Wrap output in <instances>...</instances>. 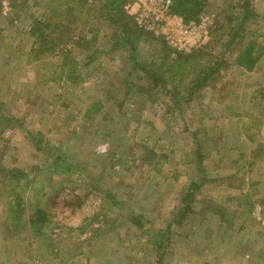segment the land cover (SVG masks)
<instances>
[{"label": "rangeland", "instance_id": "rangeland-1", "mask_svg": "<svg viewBox=\"0 0 264 264\" xmlns=\"http://www.w3.org/2000/svg\"><path fill=\"white\" fill-rule=\"evenodd\" d=\"M124 1L0 0V264H264V0Z\"/></svg>", "mask_w": 264, "mask_h": 264}, {"label": "trees", "instance_id": "trees-1", "mask_svg": "<svg viewBox=\"0 0 264 264\" xmlns=\"http://www.w3.org/2000/svg\"><path fill=\"white\" fill-rule=\"evenodd\" d=\"M124 1V0H123ZM122 3L125 4L126 1L122 2V0H104V4L106 6V9L110 12L111 10L118 8L120 14L122 15V19L120 20L122 22V39L123 41H127V43L134 45L137 42H145L147 41V35L146 33H138L133 27L132 23H127V21H131V18L128 17L123 9L121 8ZM203 0H173L172 4V12L174 14L180 15L184 17L186 21L196 19L203 11ZM107 12V13H109ZM133 22V21H131ZM41 29L38 27L32 31V35L39 36ZM44 33H42V36ZM132 48V47H131ZM170 49V48H169ZM135 51V50H134ZM261 57L255 56L254 54V48L252 44L247 48L246 51H244L242 54H240L237 58V66L248 71L252 72L256 66L259 63ZM183 58H181V61L178 60V63L186 65V63H183ZM172 68H170V71H172ZM207 74L210 73V70H207ZM195 134V133H194ZM197 138V137H196ZM201 142L198 140L196 143V150L201 149ZM192 187L194 189L199 188L198 185L192 184Z\"/></svg>", "mask_w": 264, "mask_h": 264}, {"label": "built area", "instance_id": "built-area-1", "mask_svg": "<svg viewBox=\"0 0 264 264\" xmlns=\"http://www.w3.org/2000/svg\"><path fill=\"white\" fill-rule=\"evenodd\" d=\"M148 1V3L152 6V7H154L155 8V11L153 12V14L152 15H157V13L160 11L159 10V6L161 5V2H158V0H147ZM170 0H168V1H164V3H165V5H166V8L164 9V10H166V13H168V10H169V8H170ZM146 15H149L148 13H146ZM148 25V23H145V26H147ZM145 28H150L149 26L148 27H145ZM187 35V32H184L183 33V36H186ZM174 48H176V46H178V44H177V42L175 41V40H171L170 42H169ZM180 46H182V43L180 42Z\"/></svg>", "mask_w": 264, "mask_h": 264}]
</instances>
